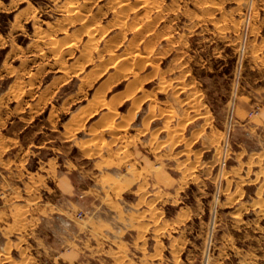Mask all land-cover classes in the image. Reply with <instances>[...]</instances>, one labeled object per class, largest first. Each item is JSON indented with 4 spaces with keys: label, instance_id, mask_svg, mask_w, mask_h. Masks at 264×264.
<instances>
[{
    "label": "rangeland",
    "instance_id": "374dc122",
    "mask_svg": "<svg viewBox=\"0 0 264 264\" xmlns=\"http://www.w3.org/2000/svg\"><path fill=\"white\" fill-rule=\"evenodd\" d=\"M138 3L0 0V104L75 184L0 264H264V0Z\"/></svg>",
    "mask_w": 264,
    "mask_h": 264
},
{
    "label": "crops",
    "instance_id": "0c3cea01",
    "mask_svg": "<svg viewBox=\"0 0 264 264\" xmlns=\"http://www.w3.org/2000/svg\"><path fill=\"white\" fill-rule=\"evenodd\" d=\"M135 26L138 28V25ZM171 41L163 42L169 45ZM36 124V117L30 120H22L20 116L12 118L11 106L0 104V239L4 244L10 238H17L13 242L27 238L42 239L44 217H50L60 210L58 203L44 197L45 191H58L67 197L74 194L71 170L67 168L59 172L53 159L43 160L42 156H37L43 147L42 140L35 137L27 140L25 130L37 127ZM37 132L41 135L42 131H35V134ZM226 155L227 152L224 161ZM31 161H34L33 166Z\"/></svg>",
    "mask_w": 264,
    "mask_h": 264
},
{
    "label": "bare ground",
    "instance_id": "6f19581e",
    "mask_svg": "<svg viewBox=\"0 0 264 264\" xmlns=\"http://www.w3.org/2000/svg\"><path fill=\"white\" fill-rule=\"evenodd\" d=\"M137 2H139V3H141V2H146L147 0H136ZM138 3V4H139ZM109 4V3H108ZM146 4V3H145ZM110 5H113V4H110ZM141 6V5H140ZM82 15V14H81ZM138 31V29L137 28H134L130 33L131 34H134V33H136ZM171 37H172V35H169V34H166L165 35V37L163 38V40H165V41H168V40H170L171 39ZM134 56H136V57H139L140 56V54H138V53H136ZM180 92V91H179ZM186 102V101H185ZM208 121V120H207ZM108 126H107V128L108 129H114L115 128V124H113L112 122H110L109 124H107ZM185 125H186V123H185ZM144 132V131H143ZM115 133V132H114ZM174 134V133H173ZM189 143V142H188ZM89 143L88 142H83L82 144H81V148H84V147H87V145H88ZM90 145V144H89ZM219 153V152H218ZM218 161V160H217ZM194 167V166H193ZM255 203V202H254Z\"/></svg>",
    "mask_w": 264,
    "mask_h": 264
},
{
    "label": "built area",
    "instance_id": "2783aa9c",
    "mask_svg": "<svg viewBox=\"0 0 264 264\" xmlns=\"http://www.w3.org/2000/svg\"><path fill=\"white\" fill-rule=\"evenodd\" d=\"M79 217H81V214L79 215Z\"/></svg>",
    "mask_w": 264,
    "mask_h": 264
}]
</instances>
